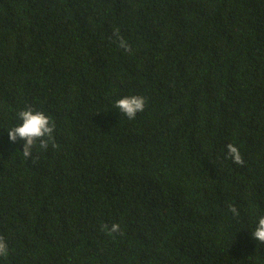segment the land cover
<instances>
[{
	"label": "trees",
	"instance_id": "trees-1",
	"mask_svg": "<svg viewBox=\"0 0 264 264\" xmlns=\"http://www.w3.org/2000/svg\"><path fill=\"white\" fill-rule=\"evenodd\" d=\"M261 216L264 0H0V264H264Z\"/></svg>",
	"mask_w": 264,
	"mask_h": 264
},
{
	"label": "clouds",
	"instance_id": "clouds-1",
	"mask_svg": "<svg viewBox=\"0 0 264 264\" xmlns=\"http://www.w3.org/2000/svg\"><path fill=\"white\" fill-rule=\"evenodd\" d=\"M113 37L116 40L117 46L126 52H131V45L126 39L119 34V29H115ZM146 97L142 95H128L119 98L115 102V107L127 116L128 119H135L138 112H143L146 106ZM18 119L21 121L18 125L8 129L9 139L12 142L20 140L23 142L24 158H31L33 149L38 146L39 149L46 150L51 143L53 147H57L54 138V130L56 128L55 121L44 111L36 110L29 106L20 110L17 113ZM228 156L238 165L245 163L239 148L229 143L227 145ZM230 211L234 215H239V210L235 205L230 206ZM104 229L108 230L109 235L119 233L121 231L119 223H113L110 227L105 224ZM251 236L257 242L264 244V216L258 220ZM9 254L8 244L3 236H0V257L7 258Z\"/></svg>",
	"mask_w": 264,
	"mask_h": 264
}]
</instances>
